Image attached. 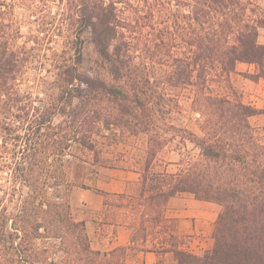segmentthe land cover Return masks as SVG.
Masks as SVG:
<instances>
[{"label":"trees","instance_id":"1","mask_svg":"<svg viewBox=\"0 0 264 264\" xmlns=\"http://www.w3.org/2000/svg\"><path fill=\"white\" fill-rule=\"evenodd\" d=\"M74 2V37L90 33L96 60L88 73L81 51L60 61L46 100L21 89L24 53L35 47L16 43L19 29L8 35V5L1 4L0 264H126L137 250L171 253L176 264H264V144L251 124L264 109L221 92L232 89L239 64L264 80L259 0ZM184 92L199 135L176 126ZM107 134L144 138L146 149L137 196L96 191L107 220L134 228L128 247L102 252L92 248L70 196L87 188L96 168L126 170L102 156L98 139ZM167 145L177 161L162 160ZM159 163L177 171H159ZM181 193L221 207L204 254L187 249L164 217ZM4 200L16 205L11 214Z\"/></svg>","mask_w":264,"mask_h":264},{"label":"rangeland","instance_id":"2","mask_svg":"<svg viewBox=\"0 0 264 264\" xmlns=\"http://www.w3.org/2000/svg\"><path fill=\"white\" fill-rule=\"evenodd\" d=\"M259 3L264 8V0H259ZM1 4L8 5L6 16L11 25V28L8 29V35L14 34L16 29H19L20 38L17 39L16 43L20 46L27 45V48L35 47L29 53H24L28 73L21 81L23 91L33 93L35 96L39 95L46 100L43 91L48 94L54 92L53 80L57 65L63 59L76 60L77 56L80 55L78 51L82 53L81 68L83 71L88 73V70L94 65L96 54L90 43V33L86 31L80 40H76L74 37L75 26L70 24V17L75 15L77 2L70 5L69 0H0V11H4L6 8ZM259 42L264 44V29H260ZM252 67L250 68L249 65L238 66V72L232 78V89H225L224 87L221 92L231 99L245 104L256 103L257 106L254 107L261 110L264 109V80L256 79L254 76L255 68ZM41 83L45 85L39 86ZM189 97H191L190 93L184 92V96L181 97L184 110L181 114L176 115L175 123L178 128L189 129L199 135V125L196 121L198 116L193 115L189 109L191 103ZM251 124L257 139L261 144H264V117L261 115L253 117ZM107 136V138L98 139L100 144L102 143L101 147L104 151L102 156L118 161L120 165L126 168V171H137L143 160L146 140L144 138L138 140L137 138L121 139L111 134H107ZM189 149L194 154L198 153L192 146H189ZM170 150L171 145H167L164 152L161 153L163 161L168 159L177 161L179 159L180 155L171 153ZM156 169L159 171H177V166H166L164 163H159ZM95 170L98 175L94 180L99 175L101 176V171L107 169L96 168ZM89 180L93 179L85 180L84 184L86 185ZM77 187L82 188L80 186L74 188ZM134 195L137 196V192ZM7 200H4V205H7V213L11 214L16 205ZM2 205L3 202L0 201V210ZM73 213L79 219V214H76L74 210ZM80 213L83 216H90L86 210H81ZM182 241L186 244V248L190 247L191 240L188 237H182Z\"/></svg>","mask_w":264,"mask_h":264},{"label":"crops","instance_id":"3","mask_svg":"<svg viewBox=\"0 0 264 264\" xmlns=\"http://www.w3.org/2000/svg\"><path fill=\"white\" fill-rule=\"evenodd\" d=\"M250 104L257 106L256 103ZM169 172L176 171L169 170ZM100 174L101 176L99 175L97 179L89 180L86 184L87 188H74L70 203L75 213L79 214V219L86 223L92 248L106 252L117 247H128L131 244L134 228L130 224H114L111 220H107L104 197L96 191L126 194L128 197L135 196L136 192L138 195L142 185V174L138 171L112 169L101 171ZM104 174L105 177H103ZM81 210L88 211L90 216L81 215ZM220 211L221 207L215 203L199 200L190 193H181L169 199L164 210V217L175 223V234L178 237H188L191 240L190 247L187 249L200 254L213 247V232ZM124 213L122 211L121 216H125ZM126 264H176V262L171 253L158 254L137 250L132 253Z\"/></svg>","mask_w":264,"mask_h":264}]
</instances>
